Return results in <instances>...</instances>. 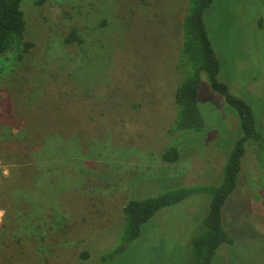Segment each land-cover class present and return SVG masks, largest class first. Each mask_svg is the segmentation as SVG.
Listing matches in <instances>:
<instances>
[{
  "label": "rangeland",
  "instance_id": "374dc122",
  "mask_svg": "<svg viewBox=\"0 0 264 264\" xmlns=\"http://www.w3.org/2000/svg\"><path fill=\"white\" fill-rule=\"evenodd\" d=\"M189 1L22 0L31 48L0 56V160L8 169L0 176V264H190L207 194L162 209L110 257L129 200L218 185L241 137L237 112L202 75L204 129L182 134L178 163L160 159L180 136L169 131L177 82L187 78L178 58ZM205 22L219 81L251 106L264 137V0H214ZM72 31L83 43L66 42ZM20 134L33 135L29 157ZM25 162L37 169L27 174L33 179L3 194L4 178ZM223 222L239 243L223 247L215 264H264V146L253 140Z\"/></svg>",
  "mask_w": 264,
  "mask_h": 264
},
{
  "label": "trees",
  "instance_id": "16d2710c",
  "mask_svg": "<svg viewBox=\"0 0 264 264\" xmlns=\"http://www.w3.org/2000/svg\"><path fill=\"white\" fill-rule=\"evenodd\" d=\"M213 2L214 0H190L183 17L181 23L183 43L178 65L182 72H187V78L180 84L177 82L174 94L177 115L169 131L170 135L180 133V136L174 139L173 146L162 153L160 159L168 164L178 163L181 157L178 149L182 142V134L200 132L204 129V119L199 108V85L202 75L206 76L212 91L220 95L237 112L241 137L229 155L224 168L223 180L218 185L175 188L157 196L129 200L122 212L121 243L111 251L110 257L123 252L128 245L135 242L141 236L143 227L158 212L177 205L194 194H207L211 197V202L208 214L203 220V233L193 241L190 264H215L218 253L223 247H235L239 243L236 241L235 235L228 232L227 227L224 226V207L226 203L232 201L238 188L242 160L246 153V143L253 140L264 146V137L257 128V119L251 106L232 95L228 86L219 81L222 64L213 48L205 22L206 11L210 9ZM21 3L22 0H0V56L10 53L17 47L15 45H18L22 54L31 48L32 44L25 40L26 22L21 10ZM77 41L83 43L77 33L72 31L66 42L73 44ZM20 138L26 139V143H21V148L24 157H29L28 151L32 147H36L33 143V135L20 134ZM25 164L26 166L22 164L16 166L11 170L10 175L4 178L3 194L12 192L11 197H13L16 190L22 187L26 188V181L28 183L30 178L33 179V176L27 174L34 175L37 169L29 167L26 162ZM26 168H29V172L25 170ZM41 173L39 172L35 176L38 177ZM8 203L3 195L2 210L6 211ZM80 259L86 260L87 256L82 254Z\"/></svg>",
  "mask_w": 264,
  "mask_h": 264
},
{
  "label": "built area",
  "instance_id": "2783aa9c",
  "mask_svg": "<svg viewBox=\"0 0 264 264\" xmlns=\"http://www.w3.org/2000/svg\"><path fill=\"white\" fill-rule=\"evenodd\" d=\"M3 168H4L3 162L0 160V176L3 174Z\"/></svg>",
  "mask_w": 264,
  "mask_h": 264
},
{
  "label": "clouds",
  "instance_id": "9594fccd",
  "mask_svg": "<svg viewBox=\"0 0 264 264\" xmlns=\"http://www.w3.org/2000/svg\"><path fill=\"white\" fill-rule=\"evenodd\" d=\"M3 174H4L5 176L8 175V169H7V167H4V168H3ZM0 215H2V213H0Z\"/></svg>",
  "mask_w": 264,
  "mask_h": 264
}]
</instances>
